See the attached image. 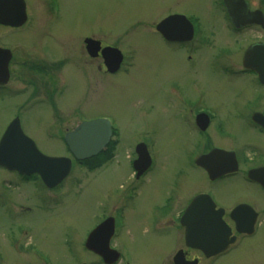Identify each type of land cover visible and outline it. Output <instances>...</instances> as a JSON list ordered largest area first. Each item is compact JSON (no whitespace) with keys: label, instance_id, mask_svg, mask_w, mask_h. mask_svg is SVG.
I'll return each instance as SVG.
<instances>
[{"label":"rangeland","instance_id":"374dc122","mask_svg":"<svg viewBox=\"0 0 264 264\" xmlns=\"http://www.w3.org/2000/svg\"><path fill=\"white\" fill-rule=\"evenodd\" d=\"M251 1L255 4V0ZM218 2L52 0L58 7V16L48 25L54 30L47 33L43 28L40 36L48 39L47 46H52L44 49L49 56L66 58L68 62L63 70L66 79L65 88L61 89L63 96L55 99L57 110H52L51 104L21 110L0 105V138L13 116H18L23 132L41 153L69 156L62 142L63 136L79 126L82 116L88 121L109 117L117 132V143L114 158L98 170L85 173L82 166L75 164L71 177L54 199L39 181H34L33 186L19 183L14 187L13 182L18 183V180L0 169V182H10V187H14L8 191L0 184V264H98L91 252L85 250L84 241L99 224L106 209L116 203L114 188L126 180L133 148L145 142L153 150L154 167L139 185L142 186V197L130 202L125 211V225L133 229V237L126 242L127 238L122 234L119 243L128 245L133 264H173V256L182 248L180 233L159 228L162 219L158 216L163 211L154 208L162 200H155L156 197H162L175 180L172 177L175 167L169 160L171 149L165 143V126L170 115L167 101L174 104L182 98L178 84L184 85L187 91L190 85H196L198 90L206 92L204 99L207 102H230L232 98L228 94H231L235 97V105H239L250 97L246 90L238 100L234 95L237 85L218 71L220 62L229 53L238 51V47L228 46L234 35ZM174 10L184 13L198 31L201 56L194 58L191 65L185 64L181 53L164 47L153 34L154 26L164 17L171 16L170 12ZM44 20L39 19V25ZM32 35H26L22 41L30 40ZM85 37L120 49L131 59L128 72L102 82L95 69L97 63L83 59L82 54L86 56ZM243 41L245 34L241 36ZM32 47L36 54L37 42ZM54 76L56 83L63 82L61 70ZM16 85L21 86L20 83ZM185 95L193 98L190 93ZM218 115L220 117L221 113ZM229 128L234 132V146L238 150H242V143L256 140L241 120H232ZM258 148L263 153L264 148ZM177 161L181 162L180 156ZM235 185L244 190H237ZM235 185L231 187L234 193L242 191L240 198L264 212V195L259 190L240 181ZM261 219L255 253L240 258L239 264H253L255 258L264 255V216ZM244 250L243 253L247 252ZM231 260L228 256L215 264H229ZM204 263L202 259L200 264Z\"/></svg>","mask_w":264,"mask_h":264},{"label":"flooded vegetation","instance_id":"af4514ba","mask_svg":"<svg viewBox=\"0 0 264 264\" xmlns=\"http://www.w3.org/2000/svg\"><path fill=\"white\" fill-rule=\"evenodd\" d=\"M29 1L30 3L28 0L0 1V7L3 6L6 16V24H0L2 31L0 50L3 51L0 52L2 60L0 67L4 66V69H0V75L4 80L7 71L8 76V79L0 82V105L6 107L11 105L21 110L51 104L50 108L57 110L55 99L63 96L61 89L65 88L63 83H66L63 70L68 62L66 58L51 57L46 53L44 49L52 46H47L46 43L49 41L47 38H41L40 30L44 28V32L47 33L54 30L49 28L48 24L58 16V7L52 0ZM218 4L228 19L229 30L234 35L228 46L238 47L237 52L229 53L227 58L220 62L221 67L218 71L237 85L234 95L238 100L242 99L243 91L246 90H249L250 97L245 98L240 106L235 105V97L231 94H228L232 98L230 102H207L204 99L206 92L198 90L196 85H190V90L187 91L184 85L178 84L182 100L178 96L179 101H174V104L167 101L170 115L165 126V143L167 148L171 149L169 160L175 167L172 176L175 180L167 187L162 197L160 195L156 197L155 200H162L157 202L154 208L163 211L158 216L162 219L159 228L180 233L182 248L173 256V264H200L202 259L205 261L204 264H214L220 258L228 256L232 257L229 264H239L240 258L254 255L255 241L259 235L261 218L264 216V212L261 213L249 201L239 197L242 191L234 193V190H231L235 182L240 181L245 186L252 185L264 195V151L261 153L258 148L259 146L264 148V0H255V4L251 0H241L240 3L232 5L231 9L239 7L244 13L239 14L237 21L232 20L222 0H219ZM170 15L154 26L153 34L162 41L164 47L172 48L174 53H181L185 64L191 65L194 58L201 56L197 28L184 13L174 10ZM41 18L45 20L39 25ZM161 21H166L165 34L157 29ZM36 27L35 32H32ZM30 34H34L31 36L34 40L31 41L30 38L23 42L22 38ZM242 34H245L243 42ZM34 42H37L38 51L40 50V52L36 50V54L32 47ZM51 44L54 46V43ZM83 46L86 53V56L82 54L83 59L97 63L95 69L99 75H95L101 77L102 82L128 72L127 67L130 66L131 59L124 56L120 49H114L91 37L83 38ZM117 50L122 54V60L119 67L110 71L116 57L119 60ZM58 70L62 71L63 81L59 84L56 83L54 76ZM16 83H20L21 86H15ZM186 93L192 94L193 98H187ZM218 113H221L220 117ZM16 117L13 116L12 119ZM234 119L241 120L256 138L242 143L244 145L242 150L234 146V132L229 128V123ZM113 148L111 144L104 151V156L114 152ZM144 154L150 158L148 163L134 164L137 157ZM177 156H180V163ZM94 166L93 162L83 169L85 173L98 170H91ZM153 167L152 148L146 142L142 145L136 144L126 180L114 188L117 201L106 209L98 224L109 222L103 229V235L109 233V237L106 240L104 237H97L94 241L98 246H95L97 250L108 253V260H112L111 264H133L130 258L131 250L127 244L119 243V239L122 234L127 238L126 242L133 237V229L125 225L127 218L125 211L130 202L133 203L142 197V186L139 185ZM2 172L18 180V183L13 182L14 187L19 183L33 186V182L38 181L37 177L27 178L17 173H8L4 170ZM2 185L8 191L14 188L10 187V182H3ZM235 186L237 190H244L238 185ZM60 187L47 189L52 199L55 198V194L57 196ZM193 206L195 208L191 210ZM187 234L195 236L198 244L209 247L203 251L199 247L187 246L185 241ZM212 241L213 244L210 246ZM221 246H225L222 253L211 256L212 252ZM244 249L247 252L243 253ZM91 254L97 259L98 264H107L99 254L92 252ZM262 263L264 255L255 258L253 264Z\"/></svg>","mask_w":264,"mask_h":264},{"label":"water","instance_id":"95a60500","mask_svg":"<svg viewBox=\"0 0 264 264\" xmlns=\"http://www.w3.org/2000/svg\"><path fill=\"white\" fill-rule=\"evenodd\" d=\"M240 2L241 0H224L233 21L238 20L239 14H244L242 11L238 12L230 8ZM2 7H0V24H6V16ZM166 26V21H163L157 26V29L165 34ZM117 63L118 60H115L113 67ZM0 69H4V66ZM109 138L110 128L107 121L97 120L79 125L74 131L65 136V143L73 157L78 161H82L96 156L102 151L109 142ZM0 166L9 171H17L22 175L38 174L44 185L52 188L68 175L71 161L66 158H53L42 155L34 143L23 134L18 120H15L8 126L0 140ZM194 208L195 206L191 210ZM104 226L105 223L93 230L86 242V247L103 257H107V254L102 250H97L95 246H98L94 244L97 237H104V240L109 237V233L103 235ZM196 240L195 236L186 235L188 246L199 247L205 251L208 246L197 244Z\"/></svg>","mask_w":264,"mask_h":264},{"label":"trees","instance_id":"16d2710c","mask_svg":"<svg viewBox=\"0 0 264 264\" xmlns=\"http://www.w3.org/2000/svg\"><path fill=\"white\" fill-rule=\"evenodd\" d=\"M100 156H101V154H100V155H98V156H97V157H95V158H92L91 160H88V161H84V162H82V164H89L90 162H92V161H94V160H96V159L100 158Z\"/></svg>","mask_w":264,"mask_h":264},{"label":"bare ground","instance_id":"6f19581e","mask_svg":"<svg viewBox=\"0 0 264 264\" xmlns=\"http://www.w3.org/2000/svg\"><path fill=\"white\" fill-rule=\"evenodd\" d=\"M233 1H234V0H233ZM235 10L238 11V12H240L239 7H236ZM214 264H215V263H214Z\"/></svg>","mask_w":264,"mask_h":264}]
</instances>
